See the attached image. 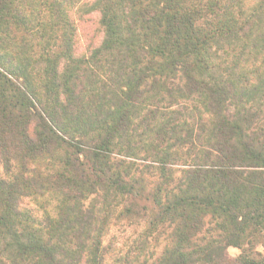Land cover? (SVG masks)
<instances>
[{
  "label": "trees",
  "instance_id": "1",
  "mask_svg": "<svg viewBox=\"0 0 264 264\" xmlns=\"http://www.w3.org/2000/svg\"><path fill=\"white\" fill-rule=\"evenodd\" d=\"M259 248L264 0H0V264Z\"/></svg>",
  "mask_w": 264,
  "mask_h": 264
},
{
  "label": "rangeland",
  "instance_id": "2",
  "mask_svg": "<svg viewBox=\"0 0 264 264\" xmlns=\"http://www.w3.org/2000/svg\"><path fill=\"white\" fill-rule=\"evenodd\" d=\"M140 228L126 223H118L111 226L106 238L105 244L110 246L112 251L124 253L133 248V240L137 239ZM110 249V250H111ZM264 252V248H259ZM239 250L233 247L228 249V255L231 258L236 257Z\"/></svg>",
  "mask_w": 264,
  "mask_h": 264
}]
</instances>
